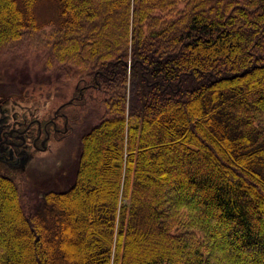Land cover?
<instances>
[{"label":"trees","instance_id":"16d2710c","mask_svg":"<svg viewBox=\"0 0 264 264\" xmlns=\"http://www.w3.org/2000/svg\"><path fill=\"white\" fill-rule=\"evenodd\" d=\"M37 1L0 0V52L99 86L64 189L0 173V264H264V0Z\"/></svg>","mask_w":264,"mask_h":264},{"label":"rangeland","instance_id":"374dc122","mask_svg":"<svg viewBox=\"0 0 264 264\" xmlns=\"http://www.w3.org/2000/svg\"><path fill=\"white\" fill-rule=\"evenodd\" d=\"M34 12L38 22L45 27L48 26V20L57 19L58 7L52 0H38L34 5ZM40 68V56L34 52H26L24 47L16 54L10 51L0 52V105L3 108L7 105V101H14L15 98L11 96L13 92H18L24 98V92L27 91L26 96L30 97L29 101L21 100L25 106L14 104L13 111L9 114L12 113L17 117L41 116L40 114H45L47 108L51 110L54 104L68 95V89L73 81L66 80L69 84L63 88L64 94L56 95L52 87L40 85L38 80ZM6 98L8 100L5 102ZM77 128L76 132L66 140V154L56 153L57 146L61 142L52 140L48 150L37 152L23 169L14 171L12 177L25 195L39 196L44 190L64 189L67 186L74 172L79 136L84 130L83 124L77 125Z\"/></svg>","mask_w":264,"mask_h":264},{"label":"flooded vegetation","instance_id":"af4514ba","mask_svg":"<svg viewBox=\"0 0 264 264\" xmlns=\"http://www.w3.org/2000/svg\"><path fill=\"white\" fill-rule=\"evenodd\" d=\"M92 82L82 85L76 83V94H72L69 88V96L54 104L51 110L47 108L45 114L41 113V116L17 117L9 114L13 111L14 104L25 106L21 100L29 101L27 91L24 92V98L18 92L11 95L15 98L14 101L9 102L6 98L7 105L3 108L0 105V173L9 177L14 176V171L23 169L30 158L32 159L37 152L48 150L49 145L55 140L61 142L56 153L66 154V140L76 132L77 125L84 123L90 106V95L89 93L83 95V87L99 86L95 81ZM85 98L86 107L81 108L73 104L74 99L76 102L79 100L85 102Z\"/></svg>","mask_w":264,"mask_h":264}]
</instances>
